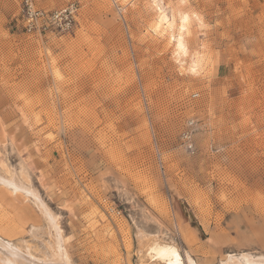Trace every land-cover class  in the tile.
<instances>
[{
	"label": "rangeland",
	"instance_id": "1",
	"mask_svg": "<svg viewBox=\"0 0 264 264\" xmlns=\"http://www.w3.org/2000/svg\"><path fill=\"white\" fill-rule=\"evenodd\" d=\"M22 1L0 0V177L70 264L264 256V0H33L78 7L38 34ZM161 12L187 17L180 55ZM28 195L0 187V239L44 259Z\"/></svg>",
	"mask_w": 264,
	"mask_h": 264
},
{
	"label": "bare ground",
	"instance_id": "2",
	"mask_svg": "<svg viewBox=\"0 0 264 264\" xmlns=\"http://www.w3.org/2000/svg\"><path fill=\"white\" fill-rule=\"evenodd\" d=\"M152 2H154L155 4L157 0H152ZM186 21L187 17L181 16L180 25L174 33L172 31V26L170 25V22L168 20V16L163 12L158 15V21L155 27H161L162 30L168 29L171 32L169 34L170 37L174 39V53L176 55H180L185 51L183 29ZM25 186L14 178L5 179L3 177H0V187L3 190L9 192L11 195L16 194L17 192H24L32 197L34 204L46 218L49 233L51 234V232L54 231V235H51V237L49 236L51 240L49 243L45 244V251L47 253H45L46 257H44V259H36L28 252V250L22 253L18 247L7 241H4L3 239H0V264H70L60 244L61 241L59 240V231L56 227L55 217L45 207V205L41 204V201L38 198L37 194L34 191H31L29 187L26 188ZM167 252L168 251L166 250H161L159 255H165ZM172 252L174 253V255L172 256H176L175 251L172 250ZM239 258L240 259H238L237 256L236 258L229 256L228 263L226 264H264V256L254 258L249 254H242ZM186 262L187 264H195L189 256L186 257Z\"/></svg>",
	"mask_w": 264,
	"mask_h": 264
},
{
	"label": "built area",
	"instance_id": "3",
	"mask_svg": "<svg viewBox=\"0 0 264 264\" xmlns=\"http://www.w3.org/2000/svg\"><path fill=\"white\" fill-rule=\"evenodd\" d=\"M78 7L76 4L47 12L35 7L33 0H23L21 5V22L27 33H41L47 29L55 32L69 33L76 22ZM193 122L187 124L186 131L181 134V140L188 150L193 151L192 131Z\"/></svg>",
	"mask_w": 264,
	"mask_h": 264
},
{
	"label": "crops",
	"instance_id": "4",
	"mask_svg": "<svg viewBox=\"0 0 264 264\" xmlns=\"http://www.w3.org/2000/svg\"><path fill=\"white\" fill-rule=\"evenodd\" d=\"M179 216H180V217H182V214H181V212L179 213Z\"/></svg>",
	"mask_w": 264,
	"mask_h": 264
},
{
	"label": "snow or ice",
	"instance_id": "5",
	"mask_svg": "<svg viewBox=\"0 0 264 264\" xmlns=\"http://www.w3.org/2000/svg\"><path fill=\"white\" fill-rule=\"evenodd\" d=\"M174 254V253H173Z\"/></svg>",
	"mask_w": 264,
	"mask_h": 264
}]
</instances>
